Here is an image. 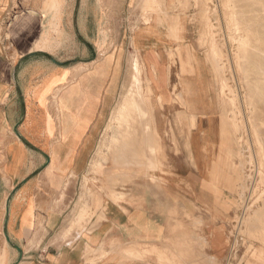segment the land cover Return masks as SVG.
Returning <instances> with one entry per match:
<instances>
[{
	"label": "crops",
	"instance_id": "obj_1",
	"mask_svg": "<svg viewBox=\"0 0 264 264\" xmlns=\"http://www.w3.org/2000/svg\"><path fill=\"white\" fill-rule=\"evenodd\" d=\"M136 2L0 0V264L228 259L232 206L217 198L231 196L210 172L219 144L212 60L178 12L176 40L164 14L153 16L154 30L143 22L135 27ZM136 59L157 97L171 95L177 79L182 90L174 94L191 105L185 113L195 128L188 142L162 143L165 158L156 171L127 168L121 177L114 156L101 178L107 192L101 194L100 222L79 234L65 216L94 157L100 180L98 155L105 136L116 131L111 122ZM201 118H209L207 125H200ZM159 122L164 134L168 126ZM123 180L128 183L114 186ZM130 251L142 252V260L128 258Z\"/></svg>",
	"mask_w": 264,
	"mask_h": 264
},
{
	"label": "rangeland",
	"instance_id": "obj_2",
	"mask_svg": "<svg viewBox=\"0 0 264 264\" xmlns=\"http://www.w3.org/2000/svg\"><path fill=\"white\" fill-rule=\"evenodd\" d=\"M254 3L252 10L256 11L255 15L260 20V24L256 28L261 33L260 35L263 39L261 47L264 49V0H258ZM232 4L230 0H137L135 9H133L137 17L134 26L138 27L143 22L149 29L154 30L156 23L153 21V16H163L164 14L169 19L167 23H170L169 36L171 39L176 40L178 39L176 34L181 29V26L175 20L178 12L179 15L187 19V22H190L195 32V42L208 56H210L211 38L215 39L220 54L222 73L219 74L214 69L217 76V85L211 97L214 98L213 103L217 108L213 121L217 130L219 144L215 149L216 151L214 150L215 156L210 172L216 177L218 185L220 183L222 188L226 187L227 192L231 196L230 198L221 197L217 199H230V205L232 206V217L229 224L230 254L223 264H264V115L255 121L260 131V136H256L250 109L246 101L247 87L243 81V72L239 66L240 37L233 27L232 10H230L232 9ZM237 4L243 5L242 2ZM169 13H171V16L168 17ZM259 51V48L255 46L254 52H252L258 57V60L261 59L258 55ZM169 57L171 65L176 66L175 74L179 76L175 53H170ZM190 60L185 63L191 67L192 63ZM136 61L138 59L135 60L132 66V74L129 78V83L125 87L124 100L117 107L111 125L114 124L116 114L121 106L126 103L132 92L137 90V95H141L137 97L141 100L143 95L147 96L150 92L151 86L145 79L143 70L140 78L135 75L134 65ZM262 67H254L251 70V74L248 76V81L251 84L255 85L258 81H264V76L262 80L258 77L260 72L264 73V64ZM221 79L228 85L225 96L219 91ZM136 82H140L143 89H137ZM176 82L177 79L174 80L172 93L168 96L174 101L165 103L163 107H159L158 104L155 107L156 126L159 125L160 118L163 124L168 126L167 132L159 134L161 135L162 143L164 141H173L175 143L179 141L181 144L188 142L192 137L191 130L195 128V126H190L187 120L190 117L186 116L187 111L191 110V105L189 106L188 101L183 98V94H174L181 93L182 90V85L179 86ZM174 87H176V92H174ZM256 96H259L264 101V97L261 94ZM144 110L148 111L149 108L147 107ZM148 118L146 114L139 128L134 125L135 127L131 131V141L134 145L138 143L141 145L145 154L144 159L148 156L146 155L147 152L149 153L150 136L148 134L145 139L139 137H142L143 126ZM208 119H199L200 125H207ZM134 129L139 131L134 132ZM114 134L111 133L105 136V145L100 149L98 155L100 159V165L98 166L100 169L98 174L100 180H96L97 165L94 157L89 172L81 181V195L71 204V208H69L68 214L65 216V222L71 224L72 230H76L79 234L84 231H92L100 222L101 217L99 215L103 210L101 194L107 192L106 189L101 188V178L102 176L106 177L107 167L112 165L115 156V148L112 145ZM174 151L168 149L170 153ZM149 155L151 156V154ZM161 157L162 159L165 158L163 150ZM216 162L218 164L214 166ZM150 165L153 166V163ZM115 167L120 168L118 166ZM214 168L217 170L212 172ZM136 170L140 173L156 171L144 168H136ZM114 172L122 177V175L127 174L128 169L126 166H121L120 170L115 169ZM126 183H128L126 180L116 181L114 186H122V184ZM112 199L115 200L113 197ZM87 208L88 213H85ZM255 217L257 218L254 219ZM102 257H105L104 253L100 255V258ZM96 261L95 259L94 262ZM94 262L90 263L94 264Z\"/></svg>",
	"mask_w": 264,
	"mask_h": 264
},
{
	"label": "bare ground",
	"instance_id": "obj_3",
	"mask_svg": "<svg viewBox=\"0 0 264 264\" xmlns=\"http://www.w3.org/2000/svg\"><path fill=\"white\" fill-rule=\"evenodd\" d=\"M257 1L258 0H230V2L233 3L232 9H230L232 10V13L231 12L230 13L233 16L232 17L233 27L236 30V32H238L240 37L239 38L240 54L238 56V59L240 60L239 66L243 72V81L247 87L246 101L250 109L251 120L253 122L254 131L256 133V136H260L259 133L260 131L255 121H257L258 118L264 115V101H262L261 98L256 95L261 94L264 97V81H258L255 85L251 84L248 81L249 78L248 76H250L251 70L254 67L263 68L262 65L264 64V49H262L261 47L263 39L261 38L260 35L261 33L256 28V26L260 24V20L255 15L256 11L252 10V6L253 4H255L254 2ZM239 2H242L243 5L241 6L238 5L237 3ZM210 43H211L210 59L212 60L215 71L221 74L222 68L220 65V54L217 49L215 39L211 38ZM255 46H257L260 50L258 52V55L261 58L260 60H258V57L255 56V54H252V52H254ZM134 69H135V75L138 78H140L141 67L139 61H136L134 65ZM263 76L264 73L262 74L261 72L258 75V77L261 80L263 79ZM223 79H221L219 91L221 94L224 95L226 93V89H228L227 88L228 85ZM136 85H137V89L138 88L143 89V87L140 85V82H136ZM137 93H138L137 90L131 93L130 97L127 99L126 103L123 106H121L114 119V124H116V131L112 140L113 143L112 145L115 148L114 166H118L120 168L121 166L122 167L126 166L127 168H130L129 169L130 172H131V168H144L146 170L149 169L157 170L160 169V167L163 165L162 157H161L163 148H162L161 138L155 123L156 122L155 107H157V104L159 107L160 106L163 107L165 103L168 102L172 103L173 100H171L167 95H161L157 97L155 95V91L152 86L150 88V92L147 95L148 97L146 95H143L142 100L138 99L137 96H141V95H137ZM143 107L144 109L148 107L149 110L146 111L143 109ZM146 114L149 118L145 121V125L143 126V130L141 134L142 137H139L145 139L148 134L150 136L149 149H148L149 153L147 152L146 155L148 156L146 157V159H144L145 154L143 152L141 145L139 143L134 145L133 142L131 141L132 140L131 131L135 127L134 125H136L139 128L141 121L145 118ZM133 131L138 132L139 130L134 129ZM149 154H151V156ZM263 156H264V152H263ZM152 163L153 166L150 165ZM113 198L115 200L119 199V197L116 194L113 195ZM85 213H88V208L86 209ZM256 218L257 217H255L254 219ZM126 256L130 259H137V258H141L143 256V253L140 251L139 252L130 251L126 253Z\"/></svg>",
	"mask_w": 264,
	"mask_h": 264
}]
</instances>
